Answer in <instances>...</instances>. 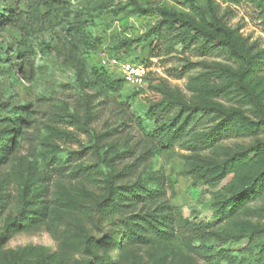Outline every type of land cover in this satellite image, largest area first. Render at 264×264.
Here are the masks:
<instances>
[{"label":"rangeland","instance_id":"obj_1","mask_svg":"<svg viewBox=\"0 0 264 264\" xmlns=\"http://www.w3.org/2000/svg\"><path fill=\"white\" fill-rule=\"evenodd\" d=\"M61 1L0 0V264H264V0Z\"/></svg>","mask_w":264,"mask_h":264},{"label":"trees","instance_id":"obj_2","mask_svg":"<svg viewBox=\"0 0 264 264\" xmlns=\"http://www.w3.org/2000/svg\"><path fill=\"white\" fill-rule=\"evenodd\" d=\"M28 5L27 19L28 23L31 25H43L50 23L53 19L61 12H64L67 9L66 4L61 0H26ZM118 0H109L105 3L102 8L110 9L115 14L119 15L123 8L117 6ZM127 5L133 7V13L146 15L149 13L148 9H143L139 4L133 0H128ZM68 4V3H67ZM120 49V48H118ZM112 57L123 60L119 54H116ZM134 62V61H132ZM100 70L107 72L108 68L104 67L100 63ZM118 82L126 83L123 78H116ZM252 186L254 185L251 184ZM142 207L144 217L141 219V228L149 233H155L159 231L162 223L159 220H166L165 216H159V208L154 206V195L151 192H146L145 194H133L131 197L128 207L134 212H137L138 207ZM171 222L168 220V225ZM163 231V230H161Z\"/></svg>","mask_w":264,"mask_h":264},{"label":"built area","instance_id":"obj_3","mask_svg":"<svg viewBox=\"0 0 264 264\" xmlns=\"http://www.w3.org/2000/svg\"><path fill=\"white\" fill-rule=\"evenodd\" d=\"M101 65L108 69H115L119 72L120 77L127 84L140 86L149 73V68L143 63L120 60L115 57H104L101 60Z\"/></svg>","mask_w":264,"mask_h":264}]
</instances>
